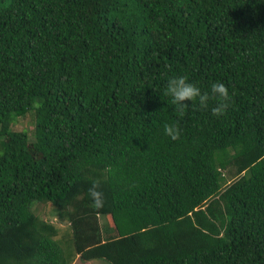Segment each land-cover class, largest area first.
I'll list each match as a JSON object with an SVG mask.
<instances>
[{
	"label": "trees",
	"instance_id": "obj_1",
	"mask_svg": "<svg viewBox=\"0 0 264 264\" xmlns=\"http://www.w3.org/2000/svg\"><path fill=\"white\" fill-rule=\"evenodd\" d=\"M74 255L264 264V0H0V264Z\"/></svg>",
	"mask_w": 264,
	"mask_h": 264
},
{
	"label": "rangeland",
	"instance_id": "obj_2",
	"mask_svg": "<svg viewBox=\"0 0 264 264\" xmlns=\"http://www.w3.org/2000/svg\"><path fill=\"white\" fill-rule=\"evenodd\" d=\"M33 119H34V113L27 112L23 116L16 117L12 123L10 124L9 129L11 131H25L27 133V138L29 144L33 142V134H32V128H33ZM229 154H233L232 151L228 152ZM216 157L218 154H214ZM222 155L219 153V156ZM220 158H215L214 163L217 164ZM216 172L218 173V181L221 186L226 185L228 182H230L236 175V171L233 166L230 165V167L227 168H218L216 167ZM28 213L34 214L38 218L50 222L53 225H55L58 229V233L55 238L59 239L62 246L66 244L67 240L70 238V231H69V225L66 220L60 219L57 216V208L53 207L49 202H32L30 204ZM97 221L99 223V226L101 228V235L103 238L105 237H114L115 232L113 230L111 219L108 215L105 216H97ZM81 261L78 259L77 255H74L72 257V261L70 264H80ZM84 264H108L104 260L100 259H94L85 261Z\"/></svg>",
	"mask_w": 264,
	"mask_h": 264
}]
</instances>
